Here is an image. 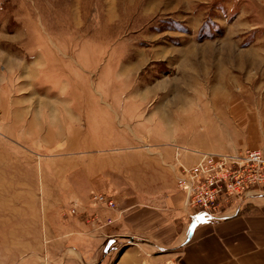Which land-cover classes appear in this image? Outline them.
Listing matches in <instances>:
<instances>
[{"label": "rangeland", "instance_id": "1", "mask_svg": "<svg viewBox=\"0 0 264 264\" xmlns=\"http://www.w3.org/2000/svg\"><path fill=\"white\" fill-rule=\"evenodd\" d=\"M260 119L264 0H0V264L51 261L75 227L105 236L116 193L89 176L158 149L199 209L192 168Z\"/></svg>", "mask_w": 264, "mask_h": 264}, {"label": "crops", "instance_id": "2", "mask_svg": "<svg viewBox=\"0 0 264 264\" xmlns=\"http://www.w3.org/2000/svg\"><path fill=\"white\" fill-rule=\"evenodd\" d=\"M171 121L161 119L166 129ZM245 134L244 141H233L222 152L264 151V119ZM166 148L158 149L155 159L135 166L120 160L89 176L99 190L116 193V210L102 211L114 225L105 236L90 225L73 228L69 246L55 248V258L40 264H264V191L224 195L212 215L204 214L186 205L177 186L175 151ZM182 158L187 165L198 160L187 152Z\"/></svg>", "mask_w": 264, "mask_h": 264}, {"label": "built area", "instance_id": "3", "mask_svg": "<svg viewBox=\"0 0 264 264\" xmlns=\"http://www.w3.org/2000/svg\"><path fill=\"white\" fill-rule=\"evenodd\" d=\"M209 156H205L203 161L201 160V162H199L200 164L198 166L192 168V171L198 169V172H200L202 168L203 176L207 180L202 182V188L198 193V196H202L199 200L201 202L199 209L202 213H212L218 204L223 201L224 195L239 197L257 190L264 191L263 152L245 149L230 154ZM216 157H218L219 160L217 159V161H215ZM202 163L203 166L201 167L200 165H202ZM207 163L210 164L209 169L213 172L209 178H207L206 172L209 170L207 168ZM216 164L218 168H215ZM179 172L183 174L180 170ZM177 175L179 176L178 171ZM185 177L187 178L185 179ZM189 179V174H186V176H179L177 183L179 189L183 182L188 185L187 192L192 196V188L195 184Z\"/></svg>", "mask_w": 264, "mask_h": 264}, {"label": "bare ground", "instance_id": "4", "mask_svg": "<svg viewBox=\"0 0 264 264\" xmlns=\"http://www.w3.org/2000/svg\"><path fill=\"white\" fill-rule=\"evenodd\" d=\"M180 176H183V174H180ZM187 177H185V179H186Z\"/></svg>", "mask_w": 264, "mask_h": 264}]
</instances>
